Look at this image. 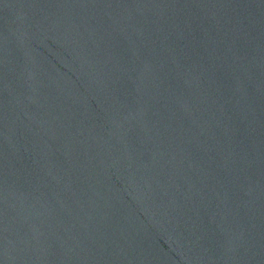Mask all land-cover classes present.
Segmentation results:
<instances>
[{"label":"water","instance_id":"water-1","mask_svg":"<svg viewBox=\"0 0 264 264\" xmlns=\"http://www.w3.org/2000/svg\"><path fill=\"white\" fill-rule=\"evenodd\" d=\"M0 264H264V0H0Z\"/></svg>","mask_w":264,"mask_h":264}]
</instances>
